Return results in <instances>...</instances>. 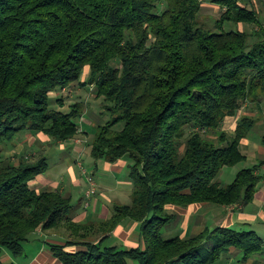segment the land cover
Returning <instances> with one entry per match:
<instances>
[{
    "label": "trees",
    "instance_id": "1",
    "mask_svg": "<svg viewBox=\"0 0 264 264\" xmlns=\"http://www.w3.org/2000/svg\"><path fill=\"white\" fill-rule=\"evenodd\" d=\"M213 1L223 10L208 27L198 18L202 0H0V264L3 252L24 256L39 233H59L46 247L62 264H217L233 253L242 263L263 255L264 238L251 228L182 237L166 227L170 207L245 205L263 179L264 160L229 183L218 179L223 167L247 160L240 142L252 117L241 116L233 135L222 125L264 94V25L242 0ZM78 84L93 85L111 114L93 129L88 154L94 164L130 158L133 185L130 204L82 223L70 217L71 196L31 187L48 168L44 154L12 161L3 151L27 132L57 142L76 136L82 102L66 109L51 93ZM123 222L139 224L143 246L109 243Z\"/></svg>",
    "mask_w": 264,
    "mask_h": 264
},
{
    "label": "rangeland",
    "instance_id": "2",
    "mask_svg": "<svg viewBox=\"0 0 264 264\" xmlns=\"http://www.w3.org/2000/svg\"><path fill=\"white\" fill-rule=\"evenodd\" d=\"M242 4L247 5V7L249 8L251 7L255 8L258 11V16L262 24L264 25V0H242ZM222 10L223 7L215 3L213 0H202V9L198 16L200 23H203L208 27H213L215 20H217L220 17ZM239 26L241 29H244L246 31H253L257 28L256 25L253 24H240ZM88 72H89V67L86 66L85 72L82 76V81L86 80ZM51 95L52 97H57V95H59V98H61L62 100V106L66 109L68 108L69 104H72L73 102H77V101L82 102L83 111H82V116L80 117V119H78V125L80 127L78 130V134L68 141L69 142L75 141L76 143H78V145L79 144L85 145V149L87 151L88 150V148L86 147L87 142L90 141V139H92L93 137L94 134L93 129H96L97 126L106 123L111 118V114L106 109L103 98L96 96L95 87L93 85H83V84L65 87L62 90L52 92ZM55 103L53 105L57 107ZM245 110L249 112H255V115L251 116L255 123V126L253 127L250 133L251 137H257V139L259 137V139L261 138L264 139V94H262L261 97L260 96L257 97V99L256 98L252 99L249 103L248 108L246 107ZM32 135H36V134H32ZM22 139H24V137L22 136L19 137V139L16 141V144L14 146L7 145V147H5L3 150L4 155L9 156L12 161H16L23 154L25 156V157L23 156L25 159L36 160L38 159V156L43 155V152H45L47 149V157L49 163L48 171L51 174H56L55 177L57 179L60 178L59 177L60 175H58V173L59 172L63 173V171L66 170L65 168L68 167L66 161H64L66 157H70L73 159V161L76 160V162L77 159H79L80 165L83 164L81 165V168H82V172L85 175L81 174L80 182L82 185L77 187L71 186L66 191V193L69 192V194H65V195H70L72 197L73 206L70 209V213L71 210L75 207L76 203H78L79 199L80 198L84 199L86 195L87 197L96 196L97 201L98 203H100V205L102 204L103 206L109 207L110 213L113 211L115 204L131 203L132 200L131 192L133 185L130 177V170L128 168L130 161L132 162L130 158L124 157V159L128 162L127 167L124 168L122 173L120 172L119 174H114L118 172H110V173L105 172L104 170L101 169V167H98L97 170L93 169L94 168L93 164L95 160L90 156V154L83 156L77 154H70L67 150L62 151L60 145L56 144L57 141H54L51 138H50L52 142L51 144H55L56 146L50 147V145L47 144L46 147L49 146L48 148H44V147L36 148V145H33V147H31L32 145L31 141H29V144L31 145L29 144L25 145L21 143ZM68 141H65V144H68L69 143ZM22 145L23 148H21ZM245 153L248 155L247 160H244L233 167L226 166L222 168V171L218 177L220 181L224 183H229L234 179L237 171L240 170L241 168L252 167L253 165L258 164L261 160H264V155L258 152L253 153L252 156H250V154L247 153V151H245ZM90 166H92V168H89ZM73 167L76 169L78 168L77 164H74ZM86 170H88V172ZM259 172L262 173L261 170H259ZM88 176H93L96 181V185L94 186L95 193H91L90 195H88L86 191L89 188V185L87 183ZM263 178H264V174H263ZM259 184L260 186H262L261 185L262 183ZM37 187L38 190L44 189L42 188L44 186H42L41 184H37ZM46 187L55 188L52 185L49 186L46 185ZM62 187L63 184L60 185L59 189H61ZM65 190L66 189L64 188V191ZM86 203L89 204V201H86ZM210 205L216 206L215 204H210ZM217 207H221V206H217ZM193 211H195V209ZM168 212L169 214L173 215V219L172 220L170 219L171 222H169L168 225L166 226L168 233L173 234L174 231V234H179L182 237L189 234H195L196 232L204 229V227L207 224L206 219L209 218L208 215L209 212L203 216L197 213L196 214L192 213V215H190L188 208L186 210L185 208L179 209V208L170 207ZM215 219H217V217H215ZM257 219H261V218L258 217ZM263 223H260L259 221L256 224H263ZM243 228L249 229L251 227H243ZM254 229L256 230V233L259 236L264 238V227L263 228L257 227ZM123 230H128V229L123 228ZM60 231H63V229H60ZM58 234L59 233L51 234V235L56 236ZM63 234L65 237L66 236L65 231ZM170 236L172 237L173 235ZM123 238H124L123 240L126 241L125 243L127 245L137 246L138 241H140L139 244H142V246L144 244L142 238L139 237V233L137 231L135 234L132 233L129 238L124 236ZM29 243L30 242L26 243L25 245L24 254L26 253L29 254L30 256L35 253L36 248L35 247L33 248ZM35 243L36 242L32 244L34 245ZM109 243L123 244L122 240L119 237L115 239L114 236L109 238ZM261 254L263 255L253 256L249 258L246 262H242V263L236 262L235 255L233 254L222 263L221 260L217 262V264L220 263L221 264H264V249L262 250ZM1 255L3 257H9V258L13 257L11 255L9 256L7 252L5 253L3 252ZM24 257L25 256L21 255L14 258L24 259ZM4 261L8 264L10 260L5 259Z\"/></svg>",
    "mask_w": 264,
    "mask_h": 264
},
{
    "label": "crops",
    "instance_id": "3",
    "mask_svg": "<svg viewBox=\"0 0 264 264\" xmlns=\"http://www.w3.org/2000/svg\"><path fill=\"white\" fill-rule=\"evenodd\" d=\"M249 103L250 102H246L245 104H243L242 108L238 111L236 115L227 116L224 119L222 130H224L228 135H233L238 119L241 116L245 115V116L251 117L255 115V112H249L245 110L246 107L248 108ZM250 133L251 131L247 134L246 137L241 139V142H240L241 151L246 156L248 155L245 153V151H247V153H249L250 156H252L253 153H257V152L264 155V141H263L264 139L262 138L259 139V137L258 139L257 137H251ZM23 137L24 139L21 140V143L26 145V144H29V141H31L32 145L29 144L31 145V147H33V145H36V148H39V147L48 148L49 146L46 147L47 144L50 145V147L56 146L55 144H51L52 142L50 138L42 132H39L36 135H32V133L27 132L25 136ZM56 144L60 145V148L62 149V151L67 150L70 154H77V155H83V156L88 154V150L86 151L85 145H80V144L78 145V143H76L75 141L74 142L71 141L68 144H65V142H56ZM21 148H23V145L21 146ZM43 154L46 157V161L48 163L47 149L45 152H43ZM64 161H66V164L68 167L65 168L66 170H64L63 173L62 172L58 173V175H60L59 176L60 178L57 179L55 177L56 174H51L48 171L49 169V163H48V168L46 169L45 173L36 176L30 182L31 187L38 189L37 184H41L42 186H44L42 188H45L46 185L47 186L52 185L55 188H59L60 185L63 184L61 191L64 194H69V192L66 193V191L71 186L77 187V186L82 185L80 182L81 174L85 175L82 172V168H81V165L83 164L80 165L79 159H77V162H76V160L73 161V159L70 157H66ZM74 164H77V167H78L77 169L73 167ZM93 165H94L93 169L95 170H97L98 167H101V169L104 170L105 172H109V173L118 172L114 174H119L120 172L122 173L124 168L127 167L128 162L124 158H121L113 163L100 161L98 163L96 162ZM89 168H92V166H90ZM260 170L264 174V164L260 167ZM86 171L88 172V170ZM48 173H50L51 175ZM258 173H261V172H258ZM259 183H262L261 184L262 186H260ZM259 183L257 185L252 201L249 202L248 204H245V205L235 204V205H230V206L217 207L220 205L213 206V205H210L209 203H194V204L189 205L185 209L187 210L188 208L190 215H192V213H195V214L197 213L203 216L209 212L208 214L209 218L206 219L207 224L205 226L209 228H212L215 226L238 227V228L251 227V229H254L257 227L263 228L264 227L263 225L264 224L263 223L264 222V178ZM64 188L66 189L65 191H64ZM86 197L84 199L80 198L78 203H76L75 207L71 210L70 217L72 218L73 221L81 222V223L86 222V221H100V220L106 219L111 216L110 214L112 213H110L109 207L103 206L102 204L100 205V203H98L97 201L96 196L87 197V198ZM85 200L89 201V204H87ZM174 208H178V207H174ZM179 209H184V208H179ZM194 209L195 211H193ZM215 217H217V219H215ZM258 217H260L261 219H257ZM259 221L260 223H263V224H256ZM123 228L128 229V230H123ZM136 231L139 233L138 223L123 222L122 225H118L114 229L113 234L115 235V238L119 237L125 246H131L125 243L126 241L123 240L124 239L123 236L129 238L131 234L132 233L135 234ZM173 234H174V231H173ZM39 236L43 238L41 241L40 240L32 241V243L36 242L34 245L31 242L29 243L33 248L34 247L36 248L35 253L33 255L29 256V254L25 253L24 259H16V258L11 259V257L10 258L3 257V261L5 259L10 260L8 264H62L57 258H55L52 255V252L46 247V241L47 242L57 241L56 239L53 238V235L48 236L46 234L39 233ZM139 237H140V234H139ZM139 243L140 241H138L137 245ZM66 249L75 250L76 246H69Z\"/></svg>",
    "mask_w": 264,
    "mask_h": 264
},
{
    "label": "built area",
    "instance_id": "4",
    "mask_svg": "<svg viewBox=\"0 0 264 264\" xmlns=\"http://www.w3.org/2000/svg\"><path fill=\"white\" fill-rule=\"evenodd\" d=\"M87 183L89 185V188L87 189V194L90 195L91 193L94 192V186L96 185V181L93 176H88L87 177Z\"/></svg>",
    "mask_w": 264,
    "mask_h": 264
}]
</instances>
